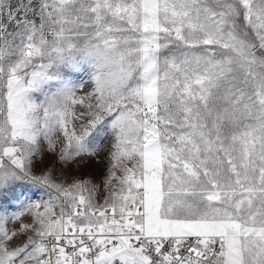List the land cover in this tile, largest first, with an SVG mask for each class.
Segmentation results:
<instances>
[{
	"label": "snow or ice",
	"instance_id": "1",
	"mask_svg": "<svg viewBox=\"0 0 264 264\" xmlns=\"http://www.w3.org/2000/svg\"><path fill=\"white\" fill-rule=\"evenodd\" d=\"M0 264H264V0H0Z\"/></svg>",
	"mask_w": 264,
	"mask_h": 264
},
{
	"label": "rangeland",
	"instance_id": "2",
	"mask_svg": "<svg viewBox=\"0 0 264 264\" xmlns=\"http://www.w3.org/2000/svg\"><path fill=\"white\" fill-rule=\"evenodd\" d=\"M70 78L74 81L85 83L90 87L89 77L84 72L71 73ZM101 142L104 147L99 155L91 158L85 157L78 164L72 165L71 169H69L68 163L59 159L58 153L53 154L45 149L40 155L34 157L33 172L35 175L51 172L54 176L61 177L65 183H71L73 179L86 180L89 182V187H95L93 196L96 202L103 204L111 190L106 183L110 167L108 147L111 141L101 137ZM29 200L44 202L47 200V196L42 191H38L27 184H22L15 188L14 196L10 198L9 203L5 206L12 210L18 207L19 202Z\"/></svg>",
	"mask_w": 264,
	"mask_h": 264
}]
</instances>
